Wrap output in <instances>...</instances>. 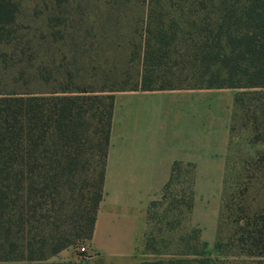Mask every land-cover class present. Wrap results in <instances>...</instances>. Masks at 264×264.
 Here are the masks:
<instances>
[{
	"label": "trees",
	"instance_id": "1",
	"mask_svg": "<svg viewBox=\"0 0 264 264\" xmlns=\"http://www.w3.org/2000/svg\"><path fill=\"white\" fill-rule=\"evenodd\" d=\"M145 1L144 65L138 83L128 88L167 87L151 82L177 52L191 65L189 76L207 83L193 86L235 87L232 118L240 106L250 109L264 139V0ZM19 8L18 0H0L1 38L17 30ZM114 107L115 90L0 91V264H42L77 241L92 239L105 196ZM234 127L231 121L230 135ZM258 163L256 172L264 167V150ZM228 168L229 151L220 216ZM176 182L188 184L186 211L180 207V212L190 219L193 163L175 160L158 194ZM159 200H150L147 224ZM217 233L216 257L206 253L202 228L193 225L180 235L188 249L143 264H226L264 256V206L248 216L230 245ZM152 244L146 227L143 245Z\"/></svg>",
	"mask_w": 264,
	"mask_h": 264
},
{
	"label": "rangeland",
	"instance_id": "2",
	"mask_svg": "<svg viewBox=\"0 0 264 264\" xmlns=\"http://www.w3.org/2000/svg\"><path fill=\"white\" fill-rule=\"evenodd\" d=\"M18 1L17 30L7 38L0 37V91L41 92L69 87L107 93L138 83L144 65L145 0ZM174 57L180 62L175 64ZM183 58L173 52L170 60L159 66L163 74L151 84L206 85L201 78L189 76L191 65L184 64ZM248 110L240 106L232 118L235 127L230 135L229 181L218 227L228 244L230 237L240 233L248 216L264 206V167L254 170L260 165L264 139L258 137ZM187 185L176 182L165 195L155 196L160 200L153 205L147 224L153 246L142 243L136 264L189 248L180 237L194 225L191 218H185V212H180V207L186 211L183 197L188 195ZM216 240L205 248L212 257L218 255ZM83 244L89 248V240L81 239L42 264H107L100 256L82 257ZM242 259L226 264H264V256Z\"/></svg>",
	"mask_w": 264,
	"mask_h": 264
},
{
	"label": "crops",
	"instance_id": "3",
	"mask_svg": "<svg viewBox=\"0 0 264 264\" xmlns=\"http://www.w3.org/2000/svg\"><path fill=\"white\" fill-rule=\"evenodd\" d=\"M235 87L127 88L115 92L105 196L89 241L107 264H136L149 202L175 160L194 164L191 221L208 246L218 231Z\"/></svg>",
	"mask_w": 264,
	"mask_h": 264
},
{
	"label": "built area",
	"instance_id": "4",
	"mask_svg": "<svg viewBox=\"0 0 264 264\" xmlns=\"http://www.w3.org/2000/svg\"><path fill=\"white\" fill-rule=\"evenodd\" d=\"M80 253L82 257H85V258L91 257L93 255V253L89 250V248L85 244L80 246Z\"/></svg>",
	"mask_w": 264,
	"mask_h": 264
}]
</instances>
